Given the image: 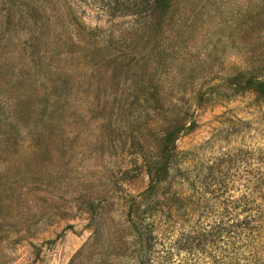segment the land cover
Here are the masks:
<instances>
[{
  "label": "rangeland",
  "instance_id": "374dc122",
  "mask_svg": "<svg viewBox=\"0 0 264 264\" xmlns=\"http://www.w3.org/2000/svg\"><path fill=\"white\" fill-rule=\"evenodd\" d=\"M258 82L264 0H0V264H264Z\"/></svg>",
  "mask_w": 264,
  "mask_h": 264
},
{
  "label": "trees",
  "instance_id": "16d2710c",
  "mask_svg": "<svg viewBox=\"0 0 264 264\" xmlns=\"http://www.w3.org/2000/svg\"><path fill=\"white\" fill-rule=\"evenodd\" d=\"M151 2H152V4H158V5H160L161 4V2L163 1V0H150ZM166 7V6H165ZM31 58L33 59V60H35V63H34V65L36 66L37 64H39V63H41L40 62V58H34V56H31ZM32 62V61H31ZM53 83L55 84V85H58L57 87L59 88H64L65 87V83H62V84H58V82H56V81H51V84L53 85ZM254 87H256V93L258 94V93H264V82H258V83H256V86H254ZM54 88V87H53ZM21 112H22V110H21ZM175 134H176V131L175 130H172V132H170L169 133V140H168V142H167V144L165 145V147L163 148V154H161L162 155V159H161V165L162 166H164L165 165V163L168 161V159H169V156H170V152H171V150H170V146H171V144H172V136H175ZM162 172L160 171V174H161ZM261 215H263V216H261L260 218H258V220H257V222H254L253 220L251 221V223H252V227L251 228H257L258 226L257 225H260V224H262L263 222H264V213L263 214H261ZM253 233H254V231H253ZM242 240H246L245 241V243L246 242H248V241H250L252 238L250 237V236H245V237H243V238H241Z\"/></svg>",
  "mask_w": 264,
  "mask_h": 264
}]
</instances>
